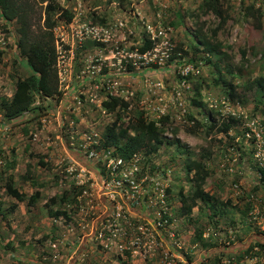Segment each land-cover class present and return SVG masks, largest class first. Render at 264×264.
Segmentation results:
<instances>
[{
  "label": "rangeland",
  "instance_id": "374dc122",
  "mask_svg": "<svg viewBox=\"0 0 264 264\" xmlns=\"http://www.w3.org/2000/svg\"><path fill=\"white\" fill-rule=\"evenodd\" d=\"M223 1L225 8L231 6V17L216 39L229 47L226 63L231 62L236 69L244 63L250 72L235 81L234 99L225 87L212 84L208 65L197 62V66L192 55L181 52L175 58L185 29L192 32L195 27L187 17L184 28L175 29L169 22L174 19V10L195 9V0H125L124 7L118 0H55L59 7L74 13L78 24L103 26L106 42L88 39L79 45L75 40V87L70 94L63 100L56 96L53 101L37 97L34 106L44 107L39 117L26 112L11 123L10 132L4 136L0 133V178L7 170L6 163L13 162L10 172L19 191L27 197L36 189L42 192V198L30 206L7 195L5 180H0V264H264V250L260 252L258 246L254 249L260 252L258 256L246 254L249 245L264 239V100H257L255 86L245 88L242 81L264 74V21L263 29H255L240 15L242 0ZM246 2L264 6V0ZM36 3L35 22L42 24L47 2ZM94 14L106 21H94ZM203 21L208 35H212L219 19L209 14L201 18ZM62 23L58 19L56 27ZM5 24L0 12V97L12 95L16 78L31 73L17 47L15 22ZM158 30L164 35L156 39L155 48L146 55L139 53L143 39L153 38ZM253 51H258L257 57ZM130 63L133 71L128 68ZM199 81L205 103L202 108L192 104ZM113 98L129 104L122 109L126 121L136 110H143L144 117L157 124L169 118L166 138L178 141L204 162L210 173L204 190L216 198L215 210L227 214H211L192 187L195 178L193 172L187 175L185 171V157L175 145L167 144L157 153L139 152L144 166L153 164L168 179L165 182L172 192L167 193L171 213L167 224L157 214L160 203L149 210L139 199L138 204H123L125 212L127 208L130 211L124 214L128 216L125 220L117 221L126 225L122 228L117 223L121 230L114 236L115 221L106 213L110 209L108 212L114 214V206L103 201L89 173L76 166V171L68 172L79 148L84 152L86 136L93 135L102 144L116 112L108 111L103 103ZM211 121L216 125L209 131ZM227 123L231 125L229 132L220 131ZM40 158L49 167L39 166ZM28 170L41 187L24 179ZM181 188L197 199L192 212L185 216L180 214ZM65 191L67 203L50 204V198ZM58 207L67 217L50 215ZM202 242L212 246L205 248Z\"/></svg>",
  "mask_w": 264,
  "mask_h": 264
},
{
  "label": "trees",
  "instance_id": "16d2710c",
  "mask_svg": "<svg viewBox=\"0 0 264 264\" xmlns=\"http://www.w3.org/2000/svg\"><path fill=\"white\" fill-rule=\"evenodd\" d=\"M118 1L120 5L124 7L125 0ZM36 2L41 4L47 2L44 9L45 17L43 18L44 21L42 24H39V21H37V23L35 22V20H37ZM195 2H198L195 9L190 6L185 10L181 7L174 10V19L169 22L175 29L184 28L186 26L187 17L195 27L192 32L185 29V38L175 49V58L177 54L181 52L183 54L192 55V62L196 63L195 65L197 66L199 63L208 65L212 84L216 87H225L228 96L234 99L237 89L235 81L244 79V77L248 75L247 73L250 72L247 68L248 65L244 63L240 65L241 68L237 69L229 64L231 62L226 63L229 60L227 52L229 47H226V45H223L216 39L218 31L230 20L231 6L225 8L224 1L222 2V0H195ZM239 9L240 15L245 21H251L255 29H263L264 6L257 5L255 2H246V0H242ZM0 12L6 22L5 26L15 22L16 32L19 36L17 42L18 50L31 68V73L28 76L24 78L19 76L16 78L14 82V92L11 96L0 97V111L8 121L24 116L26 112L33 113L39 117L41 111H44V107L34 106L37 97L43 101L44 99H51L53 101L56 96H61L56 68L57 48L54 29L58 19L70 23L74 17V13L69 9L59 7L55 0H0ZM209 14L219 19L218 25L210 36L205 30L207 23L205 21L200 22L203 16ZM41 17H39V19ZM93 20L98 21V23H104L106 21L105 17L99 18L95 16V14L93 15ZM155 46L156 42L150 36H146L143 39L142 45L138 46L139 53L146 54L152 51ZM261 53L262 56H264V50H262ZM252 55L257 57L258 51H253ZM173 57L172 55L171 59ZM128 68L130 71H133V64H128ZM242 81L244 82L243 87L245 88H248V86H255V95L259 98L257 100L263 102L264 74L255 78L249 76L247 82L244 80ZM201 84L202 81H199L196 86V98L192 101V104L199 108L205 106L200 92ZM103 106L108 111H116L114 121L105 129L106 131L102 141L104 147H114L117 154L127 159L139 152H145L146 154L157 153L167 144V146L175 145L177 152L185 157L184 168L187 175L193 172L195 183L192 187L195 193L199 195V199L207 204L210 211H212V215L216 216L219 215V213L223 215L227 214L224 210L219 212L215 210L217 203L216 198L204 190L205 181L210 174L204 162L194 158L193 154L189 153L187 149H183L178 141H170L166 138V125L169 122L168 117L162 118L161 123L157 124L154 121H148L144 117L143 110H136L134 116L126 121L122 109H127L129 104L123 99L113 98L111 102H104ZM118 106L121 108L119 111L117 110ZM209 116L212 118L211 114ZM190 118L194 119L192 117ZM215 125L216 124L211 121L209 131H212ZM196 126L197 129L200 127V122L198 120L196 121ZM230 128L231 125L227 123L220 131L228 133ZM172 131L177 134V130L173 129ZM189 131L195 132L194 129H189ZM37 163L39 166L49 167V164L44 162L42 158H40ZM5 166L7 170H3L0 180H5L4 188L6 194L20 203L27 201L28 205H35L42 198L40 189H36L31 196L27 197L25 193L20 192L16 187L15 176L10 172L11 169L14 168L15 163L7 162ZM30 173L31 172L28 170L29 176L24 179H31L33 185L41 187V184L33 179ZM261 173V180L264 181V170H262ZM167 192L170 193L172 190L167 189ZM179 193L181 196L180 214L185 216L192 212V209L197 204V199L192 195L189 197L185 194L183 188L180 189ZM67 198L68 193L65 191L62 196L50 198V204L54 205L59 202L63 204L67 203ZM188 200L191 201L190 205L187 204ZM230 203L231 202L228 201V204ZM14 207H12V210ZM0 211L2 212L1 204ZM50 215L53 217H67V212L58 207L50 211ZM198 237L200 239L202 238V232L199 233ZM202 246L208 248L211 247L212 244L210 242H202ZM256 246L259 247L260 252L263 251L264 239H260L255 245H249L246 250V254L249 257L258 256L260 254L259 251L255 252L254 249ZM121 264H126V262Z\"/></svg>",
  "mask_w": 264,
  "mask_h": 264
},
{
  "label": "built area",
  "instance_id": "2783aa9c",
  "mask_svg": "<svg viewBox=\"0 0 264 264\" xmlns=\"http://www.w3.org/2000/svg\"><path fill=\"white\" fill-rule=\"evenodd\" d=\"M148 28L152 29L150 26ZM150 32L152 31L150 30ZM54 34L57 48L56 68L61 92V96L58 97L63 100L75 87L72 83L75 40H79V45L84 44L88 39H92L94 42H106V30L103 26L98 25H80L77 21H74L73 17L70 23L64 21L61 26L55 27ZM163 35L164 31L158 30L154 33L152 39L156 41V39H161ZM81 78L78 79L81 81ZM75 84L79 83L76 82ZM179 105L181 104L179 103ZM11 123H13V120L8 121L0 111V133L3 136L12 130ZM92 136H86L84 139L87 143L85 150L83 152L79 148L80 152L75 158L71 159L72 165L68 168V172L72 174L80 167L79 170L82 173L90 174V179L98 187L103 201L109 207L114 206L112 207L114 214L108 212L110 209L106 212L113 217L114 227L118 225L119 222L117 221L119 219L125 220L128 217L124 214L130 210L127 208L125 212L123 204H127V202L132 205L138 204L139 199L144 200L142 205L149 210L154 209L160 203L161 210L157 211V214L163 217L164 225L167 224L171 216L168 208V184L165 182L168 179H164L163 174L153 168V164L144 166L139 153L127 159L123 158L117 154L114 147H102L101 142ZM95 180L96 183H94ZM147 221L150 222V220ZM119 225L121 224L119 223ZM125 225L123 224L121 227L125 228ZM139 229L143 230L144 227L140 226ZM146 229L148 230V227ZM112 230L114 236L117 237L118 230H121V228L116 227Z\"/></svg>",
  "mask_w": 264,
  "mask_h": 264
},
{
  "label": "clouds",
  "instance_id": "9594fccd",
  "mask_svg": "<svg viewBox=\"0 0 264 264\" xmlns=\"http://www.w3.org/2000/svg\"><path fill=\"white\" fill-rule=\"evenodd\" d=\"M11 96V95H10ZM14 121V120H13Z\"/></svg>",
  "mask_w": 264,
  "mask_h": 264
}]
</instances>
